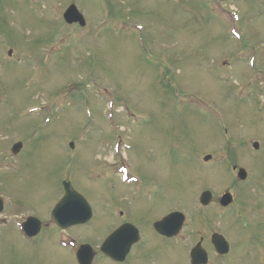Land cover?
I'll list each match as a JSON object with an SVG mask.
<instances>
[{
  "label": "rangeland",
  "instance_id": "rangeland-1",
  "mask_svg": "<svg viewBox=\"0 0 264 264\" xmlns=\"http://www.w3.org/2000/svg\"><path fill=\"white\" fill-rule=\"evenodd\" d=\"M71 1L0 0V30L3 33L0 38H6L14 48L23 49L16 52L17 57L33 51L30 53L34 55L32 58L18 64H32L38 69V77L43 72L46 78L48 71L44 70L50 66L53 68L51 83L55 84L49 85L50 88L47 86V90L46 86L40 85L49 95H57L69 82L67 77L76 73H72V59L76 62L82 59L86 66L91 63L94 77L104 92L98 94L100 85L96 83L97 89L89 88L87 95L72 92L69 96L88 97L86 102L95 117L101 120H105L106 100L115 102V109L119 110L114 111L115 117L107 128L113 126L117 130L115 134L132 145L133 148L126 153L134 171L146 187L159 192L158 197L152 192L154 198L139 203L142 204L140 209L149 213V220L160 211L170 209L193 217V222H189L182 232L185 247H172L162 239L151 237L145 250L140 251L135 246L129 260L123 264H187L186 247L191 248L201 235L206 240L208 238L204 246L210 253V264H229L226 258L219 257L212 249L209 236L213 231L225 233L234 243L236 259L231 262L240 264L239 258H246L241 264H262L263 261H254V257L264 250L263 244L260 253L254 255L248 252V257H239L240 251L245 248L242 233L240 236L238 232L241 220L231 225L225 216L234 214L235 217L237 211L243 208L250 219L255 215L264 218V205L259 204V201L264 204V104H256V95H264V0L231 2L238 9L239 23L225 22L218 14L209 12L211 7L205 10L201 4L198 5L201 9L196 7L193 15L183 13L174 0H78L77 5L90 21V26L83 32L94 29L95 24L108 13V6L114 16L125 22L113 33L108 29L101 30L99 34L95 31L81 41L83 46L76 42L80 35L74 27L62 24L57 28L54 16L39 15L40 11H49L48 2L56 6L57 15L62 4L64 9ZM185 9L182 2V10ZM203 13L209 19L207 24L201 22ZM139 24L141 31L136 29ZM231 25L243 38L240 44L227 37ZM55 28L64 37L73 40L70 53L62 49L45 54L43 48L53 41ZM48 32L53 35L49 36ZM6 49L1 42V58ZM222 55L227 57L228 65L222 63ZM248 55L254 61L251 67L245 62ZM54 61H57L56 67ZM15 66L18 65L12 62L6 66V71V67L0 68V95L7 97L4 100L0 97V146L8 147L11 139L3 136L16 132L25 148L15 168L0 170V182L4 184L1 190L13 199L15 210L33 211L41 217L59 195V179L71 168L59 139L72 137L75 133L70 132L72 127L83 122L84 116L74 98H69L62 110L53 114L55 118H50L48 114H38L39 117L33 118L32 115L25 116L24 110L30 104L28 100L38 88L31 87L28 95V89L17 86L20 77L29 76L31 65L24 66L23 75L19 72L10 81L7 77L15 70L17 72L18 67L16 69ZM163 66L169 70L165 73V80L157 82L156 69ZM251 78V89H245V82ZM239 90H243L241 97ZM16 94L19 96L16 97ZM190 94L195 95L197 100H190ZM202 101L207 105H203V110ZM251 107L253 114L249 111ZM212 110L222 112L224 119L228 117L232 120L240 114L250 122L241 125L243 121L238 116L235 120L241 119L236 121L239 129L233 127L230 135H223L217 128ZM43 117L47 118L44 125L41 124ZM256 137L259 138V149L254 150L251 143ZM202 142L206 143L205 150L195 157ZM86 144L77 145L82 163L90 162L98 148L96 143L88 140ZM206 151L212 153L211 163L200 166L196 160H201L198 156ZM232 165L246 168V182L236 179ZM72 181L95 209L96 204L102 209L104 203H112L117 201L116 197H122L121 185L116 186L118 191L105 190L97 194L94 193L96 187H104L105 183L89 184L82 177H73ZM204 189L211 190L215 198L224 190L232 192L235 202L226 210L227 214L220 211L215 214L213 211H218L216 204L206 209L197 208L198 194ZM193 197L196 198L195 207ZM11 210L7 208L6 214H15ZM102 218L97 213L96 220L74 229L75 234H72L78 239L85 238L96 243L110 228L108 220L104 222ZM255 220H252L251 227L246 228L245 234L254 230L257 235H264V226L255 225ZM16 221L15 217L11 219L12 223ZM5 229L0 239V264H74L66 249L59 250L50 243L43 246L42 242L38 247L36 241H22L14 227L2 228ZM138 253L140 257H137ZM102 264L111 263L102 261Z\"/></svg>",
  "mask_w": 264,
  "mask_h": 264
},
{
  "label": "water",
  "instance_id": "water-1",
  "mask_svg": "<svg viewBox=\"0 0 264 264\" xmlns=\"http://www.w3.org/2000/svg\"><path fill=\"white\" fill-rule=\"evenodd\" d=\"M222 247V246H221Z\"/></svg>",
  "mask_w": 264,
  "mask_h": 264
}]
</instances>
